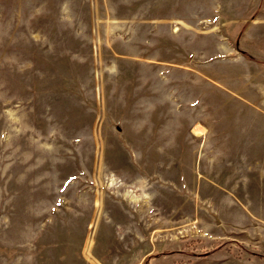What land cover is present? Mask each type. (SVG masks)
<instances>
[{"label": "rangeland", "instance_id": "rangeland-1", "mask_svg": "<svg viewBox=\"0 0 264 264\" xmlns=\"http://www.w3.org/2000/svg\"><path fill=\"white\" fill-rule=\"evenodd\" d=\"M0 264H264V0H0Z\"/></svg>", "mask_w": 264, "mask_h": 264}, {"label": "trees", "instance_id": "trees-1", "mask_svg": "<svg viewBox=\"0 0 264 264\" xmlns=\"http://www.w3.org/2000/svg\"><path fill=\"white\" fill-rule=\"evenodd\" d=\"M261 3H262V1H261Z\"/></svg>", "mask_w": 264, "mask_h": 264}]
</instances>
